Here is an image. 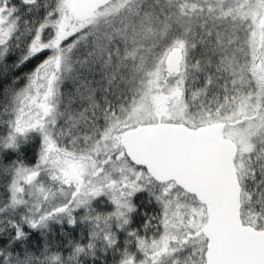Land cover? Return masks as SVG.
I'll return each mask as SVG.
<instances>
[{
    "label": "trees",
    "instance_id": "16d2710c",
    "mask_svg": "<svg viewBox=\"0 0 264 264\" xmlns=\"http://www.w3.org/2000/svg\"><path fill=\"white\" fill-rule=\"evenodd\" d=\"M63 1L0 0V12L10 27L0 42V264H64L67 259V264L142 262L137 245L140 238L153 241L163 228V209L156 199L148 200L144 194L136 197L141 214L137 213L130 230L123 221L117 226L121 240L131 243L117 245L118 254L113 251L115 244L98 238L92 220L99 212L96 205L85 216L83 212L72 216L64 213L46 221L42 218L45 213L37 212L44 195L37 190L40 180L33 177L43 172L48 158L46 144L59 151L81 153L94 139H102L103 132L88 130L107 129L109 122L121 123L134 112L136 103L151 89L150 74L160 54V43L154 40H144V45L138 44L137 50L128 54L125 46L135 37L114 42L111 52H96L94 28L54 48L57 23L69 15ZM149 7L138 4L136 9L146 14ZM40 42L47 49L36 52ZM55 59L57 69L53 70ZM233 76L225 68L186 73V94L195 118L209 115L198 113V105L226 115L249 92L254 81H243L241 75L233 80ZM259 85V90H264V85ZM36 97L46 100L38 104ZM41 110L43 115L38 118ZM245 166V176L244 171L241 176L242 220L264 230V146L247 158ZM18 181L22 184L20 193L14 189ZM152 183L157 194L163 185ZM47 189H51L45 187L49 195ZM110 212L113 209L109 206L102 213ZM109 241L113 243V239ZM205 253L201 264H205Z\"/></svg>",
    "mask_w": 264,
    "mask_h": 264
},
{
    "label": "rangeland",
    "instance_id": "374dc122",
    "mask_svg": "<svg viewBox=\"0 0 264 264\" xmlns=\"http://www.w3.org/2000/svg\"><path fill=\"white\" fill-rule=\"evenodd\" d=\"M66 3L67 0H64L63 6H66ZM146 3L150 6L149 12L141 14L136 6ZM152 4L156 5L152 8ZM115 18L116 21L113 22ZM6 19L3 12H0V42L10 32ZM92 28L95 30L94 50L96 52H111L110 48L114 42L119 43L121 40L133 37L136 39H131L132 41L125 46L128 54L135 52L138 47L144 45L145 41L154 40L160 43V54H158L155 70L150 74L151 89L139 99V103L134 106V112L132 111L131 116L121 122L122 125L139 126L168 122L196 127L200 126L199 122H202L201 125L227 122L229 126L226 136L236 141L239 146V155L242 160L239 168L240 174H243L247 158L255 154L259 146H264V90H259L260 85L256 78V73H259L260 83L264 85V0H121L100 10L96 19L86 24L74 22L69 15L61 18L57 23L54 48L69 41L77 33ZM194 32L210 34L221 41H226L228 46L222 48L230 50L233 56H240L247 60L248 66H243L244 68L238 72L234 71L233 75L240 74L243 81L245 79L249 83L253 80L254 84H251L249 92L235 103L229 114L209 112L208 116L196 119L186 94L187 72L178 75L168 71L167 59L175 49L185 43L191 44L187 46V54L193 51V43L189 40L188 34ZM260 35H263V48L260 51L261 62L257 63ZM242 44L245 46L240 48ZM45 49L47 47L41 42L35 46L36 52H42ZM216 55L220 57L219 54ZM232 60L233 58H230V61ZM57 62L58 59H55L53 70L57 69L55 68ZM40 99L41 103L46 100V97ZM258 102L260 104H257ZM42 111H39L41 114L38 118L43 115ZM199 112L202 113V108ZM36 122H39L38 119ZM119 136L120 132H107L103 142H97L95 147L91 148L94 153L89 152L90 150L82 153L59 151L47 143L45 157L48 158L42 165L43 172L41 173L40 170L33 177L40 180L41 186L37 190L39 195H44L43 206L47 203L44 208L40 203L37 210L40 215L45 213L44 217L42 215L44 221L64 213L69 216L78 212L88 215V211H92L94 207V202L91 200L96 190L105 184L112 185L115 180L118 190L124 185L123 181H129L130 183L125 182V185L130 189L125 188L126 191L115 198L121 196V199L114 202L116 209L113 210V214L106 216L103 221L102 216L98 214L92 219L100 241L115 244L113 251L116 254H118L119 239L113 236V230L116 225L119 226L118 223L127 220L130 214L128 208L132 200H128L127 197L130 193L132 195H135V192L146 193L149 189L153 193L155 190L154 186L150 187L151 182L148 183L141 173H132L120 178L117 176L118 168H116L115 172L102 176L98 174L101 166L96 163V160L102 151L98 153L97 151L104 145L114 144L113 142ZM55 184L57 188L52 187ZM69 185L73 190L69 189ZM21 187L22 184L18 181L14 189L20 193ZM45 187L51 189V191L47 189L49 195ZM156 195L160 196L158 202L163 209V228L153 241L140 238L137 245L144 257L142 262L138 263L135 260L136 263H134L130 259L122 264H201L203 253L206 251V239L202 233L207 221L204 206L196 205L192 198L181 193L175 185L163 186ZM66 200L68 205L61 204ZM110 239H113V243H110ZM67 262L68 259L64 261V264Z\"/></svg>",
    "mask_w": 264,
    "mask_h": 264
},
{
    "label": "water",
    "instance_id": "95a60500",
    "mask_svg": "<svg viewBox=\"0 0 264 264\" xmlns=\"http://www.w3.org/2000/svg\"><path fill=\"white\" fill-rule=\"evenodd\" d=\"M114 1L67 0L66 6L74 22L86 24ZM180 59L179 50L169 55V73H179ZM225 127L139 125L121 136V144L128 159L154 181L174 183L204 206L205 264H264V230L243 223L242 187L235 166L238 151L224 138Z\"/></svg>",
    "mask_w": 264,
    "mask_h": 264
},
{
    "label": "flooded vegetation",
    "instance_id": "af4514ba",
    "mask_svg": "<svg viewBox=\"0 0 264 264\" xmlns=\"http://www.w3.org/2000/svg\"><path fill=\"white\" fill-rule=\"evenodd\" d=\"M119 1H121V0H116L112 3H110L105 8H108L112 4H115ZM105 8H103V9H105ZM103 9H101V10H103ZM95 19H96V16L91 21H93ZM188 36L190 37L189 40H192L193 51L190 54H187V46H191V44L186 45L185 43H183L178 49H175V50H179L181 52V59H180V63H179L178 75H180L182 72L186 73L189 71H193V72H197V73H203V72H209V71H217V70L224 69V68L233 73L236 70H237V72L239 70H242V68H244L243 66L247 65L246 59H244L243 57H240V56L239 57L233 56V54L230 50H227L226 48H222V47L228 46L226 41H221V39H217L213 35L202 33V32H199V33L194 32L193 34H188ZM258 40H259V45H258V49H257V51H258V58H257L258 62L257 63H260L261 60L259 58H261L260 57V51H262V48H263L262 47L263 35L262 36L260 35ZM243 46H245V45L242 44L240 46V48H242ZM208 47L209 48L213 47V48L209 49ZM216 54H219L220 57H218ZM232 56L235 59L230 61V58L231 59L233 58ZM248 64H249V61H248ZM239 75L240 74L234 75L233 80L238 79ZM256 75L258 77V83L261 84V87H262L263 84L260 83L261 77L259 76V73H256ZM40 98L41 97L34 98V102H37L39 104L41 101ZM257 104H260V103L258 102ZM198 106H199V108L197 109L198 113H200L199 112L200 108H202V113H206V112L209 113L208 110L206 111L204 106H202V105H201L202 107L200 105H198ZM198 106H196V107H198ZM234 106H235V104L231 106V110ZM39 108H41V105L37 106V109H39ZM43 110L44 111L46 110V109H44V106H43ZM230 111L227 114L231 113ZM130 116H131V113H129V117ZM196 119H200V118L196 117ZM199 123H200V126H196V127L188 126L185 124H180V125H185L188 128L195 130V129H198V128L205 126V125L222 123V122L207 123L204 125H201L202 122H199ZM156 124H174V123L158 122ZM156 124H153V125H156ZM222 124L226 125L225 130L223 131L224 132L223 133L224 138L231 140L237 147L238 152H237V156L235 159V166H236L237 174H238L239 181L241 184V176L242 175L240 174L239 164L242 160H241L240 155H239V151H240L239 146H238L236 141H234L233 139H230L229 137L226 136L228 134L227 132H228V126H229L228 124L229 123L225 122ZM146 125H151V124H146ZM107 127L108 128L104 129V130H101V129H99V130H88V132H103V134H104V137L102 139H99V140L94 139V142L89 143V146L87 147V149L85 151L90 150L89 152H91V153H94L93 151H91V148H94L95 144L97 142H103V139L105 138L107 132L108 133L109 132H120V136H119V138L115 139V141L113 142L114 144L107 145V146L104 145L105 146V147L103 146L104 149L101 148L99 151H97V153L102 151L101 153L98 154L99 158H98V160H96V163L101 166L100 170L98 171V174L100 176H102V175H105L108 173L115 172V169L118 168V172H117L118 177L121 178L122 176L125 177V175H132V173H136V174L141 173L148 180V183L151 182L150 187L154 186V184L152 183L154 181L152 176L145 169L133 164L128 159V157L125 153V150L121 144V136L125 132H127L128 130L134 129L137 126H131V125L130 126H127V125L124 126L120 122H116V123L115 122H109L107 124ZM115 127H116V129H114ZM114 130H117V131H114ZM115 142L117 144H115ZM108 146H110V147H108ZM85 151H83V152H85ZM246 169H247V167L245 166L244 167V176L246 173ZM57 178H58V176H57ZM115 182H116V180L112 183V185H106L105 184L103 187L96 190V193L92 195L93 199L91 201L94 202V206L96 205L97 208L99 209L98 215L102 216V218H101L102 221H103V219H105L106 216H108V215H103L104 213H102V212L107 210L109 208V206L113 210L116 209L114 207V202H116L118 199H121V196H118L117 199H115L116 196L121 195L126 191L125 188L127 185H125L126 184L125 182L130 183L129 181H123L124 185L120 186L117 190L116 186H115V184H116ZM154 182H156V181H154ZM157 184H159V183H157ZM160 185H163L166 187V186L175 185V184L174 183H168V184H160ZM53 187L57 188V185L55 184V186H53ZM153 188H155V186ZM69 189L73 190L71 185H69ZM126 189L128 190L130 188H126ZM179 190H181V189H179ZM143 192H135V195L134 194L132 195L130 193V196L127 197L128 200H132V204H130V207L128 208L130 214H129L127 220H123V223H124V226H127V229H129V230H130L132 224L136 222L137 213L141 214V211L136 208L137 205L135 203V199H136V197H138L139 194H144L146 196V199H148V200H150V199H156L157 201L160 200V196H157L156 194L151 193L150 189L146 193H143ZM181 192L187 196H190V195L184 193L182 190H181ZM190 197H192V196H190ZM112 214L113 213H111V215ZM72 215H70V216H72ZM85 215L86 214H84V216ZM112 219H114V216H112ZM127 221H128V223H127ZM118 224H119V227H121L122 223H118ZM155 235L157 236L156 233H155ZM113 236L119 239L118 245H121L123 243H125L126 245L131 244L129 241H122L121 240L122 234L118 231L117 225H116L115 229L113 230ZM141 239H143V238H141ZM148 241H151V240L148 239ZM206 245H207V243H206ZM128 255H129V253L127 254V256ZM133 262L136 263L135 260H133Z\"/></svg>",
    "mask_w": 264,
    "mask_h": 264
}]
</instances>
